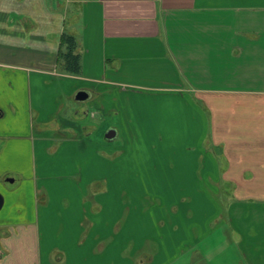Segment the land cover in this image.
Here are the masks:
<instances>
[{
	"label": "crops",
	"instance_id": "obj_1",
	"mask_svg": "<svg viewBox=\"0 0 264 264\" xmlns=\"http://www.w3.org/2000/svg\"><path fill=\"white\" fill-rule=\"evenodd\" d=\"M66 14L79 75L59 62ZM91 105L113 118L117 156L138 137L166 150L169 170L136 178L189 197V215L158 206L120 225L96 191L91 205L72 204V180L100 179L102 164L126 177L132 166L105 161ZM62 166L67 186L54 179ZM195 177L205 186L183 185ZM26 183L36 205L30 194L22 205ZM0 194V264H179L191 249L188 264L203 262L223 243L192 222L220 218L216 199L227 201L232 247L219 264H264V0H0Z\"/></svg>",
	"mask_w": 264,
	"mask_h": 264
},
{
	"label": "rangeland",
	"instance_id": "obj_2",
	"mask_svg": "<svg viewBox=\"0 0 264 264\" xmlns=\"http://www.w3.org/2000/svg\"><path fill=\"white\" fill-rule=\"evenodd\" d=\"M64 17V19H66L65 21V28H64V32H68L69 29V20H71V18L69 17ZM46 93V89L42 87H38V93H41V95L43 93ZM35 95H37V93H35V91H33V96L35 97ZM89 104H91V102H89ZM98 104V103H96ZM90 110L94 113H89L88 116V122H95V126H98L99 131H98V139L102 140L103 142V153L102 155L105 158V161L108 162V159H112V158H118V160L124 162V163H131V169L128 172L127 176H119V171L117 173H112L111 171V167L106 166L103 164L101 165V170H102V174H101V178L97 179V180H93L91 182H85L83 181H73L72 180V184L71 186H74V188H76L78 191H80L79 193H81V198L80 199H71L72 204H77V205H91L93 203V199L90 198L91 195H93L95 193V191L97 192V197H96V202L97 205H101L103 207L106 208H110L114 211V221H117L118 224H123V222L126 220V213H130V215H138V216H144L143 212H148V210L151 209V211H154L153 208L155 207H165V208H175L176 206V210L175 211H179L183 212L185 211L186 215H189V211H186V208H188L189 205V197L184 198L181 196H175L176 193H174L172 190L168 191V192H164L163 194L158 193L157 191H154L153 189L147 190L143 188L144 185L150 184V183H145L147 180L146 176H144L143 180H140L138 178H136L138 175H145L147 174L145 171V168H151L154 166H158V169L162 168L166 169L168 168V170L170 169L168 167V162L170 161L168 155L166 154V150H163L159 148L156 150H149L146 147V142L145 140H142L140 137H138L129 147H125L123 153H119V156H117L116 153H114L113 147L109 145H115V144H121V136L120 135H116L115 137L112 138H108L106 136V134L109 132V130H112V128L110 127V123L112 121V117L108 115H106V113H97L99 112V110L92 106L90 107ZM91 114L93 116H91ZM141 115V114H140ZM114 124H115V120H114ZM164 163H166V166L163 167ZM135 166V167H134ZM170 166V165H169ZM63 169H58V171H56V174L54 176V179L56 181H60L63 182L65 184V186H67L68 184V177L65 176L66 174V170L65 167L62 166ZM192 169H196L195 167ZM142 171V173H141ZM72 178V177H70ZM170 178V177H169ZM151 180L153 179V176H151L150 178ZM200 180V177H198V181ZM197 178L195 177L194 180H192V183L189 182H183V185L188 186L189 188L192 185L195 186H205V183H202L203 181L198 182ZM158 182V181H157ZM158 183H154V186L157 185ZM135 185H138L139 188L136 187V189H134ZM168 185L170 186H175V183H168ZM34 184L33 183H26L22 185V192L24 193V197H25V201L22 202L23 206H27L30 205V199L28 198V194H30L31 197V201L34 202V204L36 205L35 202V195H34ZM207 190H203L205 195L210 194V196L213 198V191L210 188V184L207 183L206 184V188ZM82 191H84L87 196L83 197V193ZM188 194V193H187ZM33 195V198H32ZM43 191L40 192L39 196H38V204H41L43 201ZM68 199H59V202H57V199H53L51 201V204L53 205H67ZM199 202V201H198ZM229 202V201H228ZM90 203V204H89ZM216 203L218 204V207L220 208L219 212L220 214V218L216 217L214 220H210L212 217H206V218H201L200 221H196V222H192L193 226L195 225L197 227V224L199 223H206L207 225H211L212 227H214V232L215 234V238L214 241H221L220 243L223 244H218L217 248L212 249V250H207L208 251V255H206V260L207 262H209V260L211 262H209V264H219V261L223 260L224 256H226L227 254H229V252L231 251L232 247L228 246L230 245V241H227L225 236L226 232L228 233V231L226 230V226L224 225V221H223V205H226L227 201L226 199H220L217 200L216 199ZM170 206V207H169ZM222 209V212H221ZM170 211H173L172 209H170ZM208 211V210H207ZM154 215H152L153 217ZM129 220H126V222H128ZM184 227H189L191 226V222H187L184 221L183 222ZM196 232L195 230H191L188 231L185 234L186 236L189 237V239H195L196 238ZM190 236L192 238H190ZM214 237V236H213ZM212 236H209V239H211ZM225 241H224V240ZM223 240V241H222ZM194 243V251H196L195 249L201 248V242L199 240H192ZM230 243V244H229ZM127 245H129V241L126 243ZM127 246L123 247L126 248ZM128 248H130V246H128ZM147 247L145 246L143 249H146ZM192 251V249L190 251L187 250L186 253H184V256L182 257V260L179 261V264L184 260V264H188V261L192 258H194V253L190 254V252ZM205 258H202L203 262H199V263H195L196 264H204L205 263Z\"/></svg>",
	"mask_w": 264,
	"mask_h": 264
},
{
	"label": "trees",
	"instance_id": "obj_3",
	"mask_svg": "<svg viewBox=\"0 0 264 264\" xmlns=\"http://www.w3.org/2000/svg\"><path fill=\"white\" fill-rule=\"evenodd\" d=\"M59 62L65 73L79 75L81 72V56L78 52L76 38L66 32H62L60 39Z\"/></svg>",
	"mask_w": 264,
	"mask_h": 264
},
{
	"label": "water",
	"instance_id": "obj_4",
	"mask_svg": "<svg viewBox=\"0 0 264 264\" xmlns=\"http://www.w3.org/2000/svg\"><path fill=\"white\" fill-rule=\"evenodd\" d=\"M87 97V93L85 91H78L75 95L76 100H84ZM108 138H112L114 136V130H109V132L106 134ZM3 199L0 194V208L2 206Z\"/></svg>",
	"mask_w": 264,
	"mask_h": 264
}]
</instances>
